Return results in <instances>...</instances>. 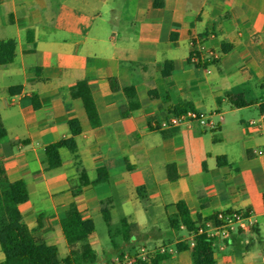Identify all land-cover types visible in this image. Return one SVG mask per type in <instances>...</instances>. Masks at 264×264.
<instances>
[{
    "label": "crops",
    "instance_id": "crops-1",
    "mask_svg": "<svg viewBox=\"0 0 264 264\" xmlns=\"http://www.w3.org/2000/svg\"><path fill=\"white\" fill-rule=\"evenodd\" d=\"M9 39L14 58L0 65L6 132L0 161L9 181L26 184L28 199L18 208L38 240L55 245L57 254L61 250L59 258L66 255L59 220L74 201L81 217L93 223L103 220L106 208L110 223L119 225L124 217L143 232L153 229V236L133 234L127 243L116 228L117 249L108 230L107 248L94 230L88 240L95 264H115L118 251L134 254L140 247L148 263L160 254L156 264H192L190 251L176 248L189 242L188 234L168 228L167 216L181 200L193 218L251 211L258 223L230 242L216 241L214 264H264V115L258 110L264 102V0H0V41ZM193 42L214 52L216 61L190 64ZM222 44L229 47L225 54ZM166 61L171 66L163 76ZM82 79L96 107V127L81 100L70 96ZM127 87H133L138 106L122 115ZM226 93L251 104L233 108ZM180 104H190L216 127L192 122L161 128ZM228 112L249 116L229 125V145L222 151ZM71 118L80 125L76 149L60 148L61 166L49 169L43 148L70 136ZM250 120L255 124L249 126ZM218 156L226 162L219 165ZM100 167L109 180L92 185ZM79 169L89 183L74 197L70 187L78 184ZM163 245L166 251L158 252Z\"/></svg>",
    "mask_w": 264,
    "mask_h": 264
},
{
    "label": "trees",
    "instance_id": "trees-1",
    "mask_svg": "<svg viewBox=\"0 0 264 264\" xmlns=\"http://www.w3.org/2000/svg\"><path fill=\"white\" fill-rule=\"evenodd\" d=\"M15 43L13 40L0 41V65L12 62L14 58ZM229 47L224 44L221 46V54L227 53ZM193 49L189 54L192 55ZM187 61L190 63V59ZM215 60L210 61L211 63ZM209 62V61H208ZM191 64V63H190ZM207 63H203V66ZM200 66L202 64H193ZM171 66L170 61L164 63L162 75L167 76L169 70L166 68ZM112 90H116L114 80H110ZM19 87L10 88V93ZM123 93L127 98V109L122 112V115L128 114L130 110L137 108L136 94L133 87L123 89ZM150 96H157L156 92L150 91ZM72 98H79L82 102L86 116L91 126L96 127L100 124L96 107L94 105L90 88L86 79L77 81L70 90ZM227 103L233 108L245 107L251 104L241 94L226 93L224 95ZM34 98L31 101L34 106ZM217 99V103L220 102ZM187 109L194 110L190 104H180L174 108L173 114L183 112ZM259 113L264 115V102L258 106ZM70 136L62 138L56 142L47 144L43 148L47 166L49 169H58L61 164L59 154L60 148H65L71 151L76 149L75 136L80 133V125L78 120L71 118L67 122ZM212 130V132H215ZM6 132L0 122V139L5 136ZM219 165L226 162L223 156L216 157ZM78 184L75 187H70L71 194L75 197L80 194L81 186L88 184L84 169H79ZM109 176L105 168L97 169L95 180L91 182L92 185L108 182ZM28 199V191L23 180L9 181L2 162L0 161V250L3 253V259L0 264H95L97 255L89 243V235L94 231V223L91 219H83L77 208L76 203L71 202L64 210L59 225L62 235L67 244V253L62 258H57V247L55 245H48L38 240L33 235V230L30 229L23 221L18 206ZM264 205V199H263ZM175 213L167 216L168 228L174 232H179L181 226L187 234H192L193 245L190 246L188 241H182L176 244L178 250L188 249L191 253L192 264H214L213 246L209 238L203 234L196 233V225L200 219L193 218L190 210L184 201L175 203ZM103 221L107 226L108 234L114 248L117 249L115 242L116 234L122 236L124 242L130 243V238L135 234L138 238L146 239L153 236V229L148 231H141L137 224L128 222L126 218L119 219V226L116 231H112L110 223V212L108 209H102ZM133 247V245H132ZM121 256L123 253L118 251ZM164 255L157 254L151 263L136 260L135 264H156Z\"/></svg>",
    "mask_w": 264,
    "mask_h": 264
},
{
    "label": "built area",
    "instance_id": "built-area-1",
    "mask_svg": "<svg viewBox=\"0 0 264 264\" xmlns=\"http://www.w3.org/2000/svg\"><path fill=\"white\" fill-rule=\"evenodd\" d=\"M193 53L189 57L190 63L202 64L206 61H212L217 59V55L211 50L205 49V47L200 45H195L192 43ZM195 122L201 127L214 129L216 123L209 120L207 116L203 113L197 112L195 110L187 109L183 112L171 115L167 120L160 123L161 128L176 127L182 124H188ZM254 121H248V125H254ZM261 220L264 221V211L261 215ZM258 223V219L252 214L251 211L247 210H222L214 213L208 218L202 219L196 225V233L203 234L209 238L212 242V246L215 242L220 243L230 242L232 237L237 233L250 230L253 226ZM183 229V227H180ZM189 236V245H193L192 234ZM166 251L165 246H160L158 252L163 253ZM147 251L145 248L140 247L134 254L123 253L121 256H117L114 259L115 264H135L137 259L142 261L147 260ZM98 264H107L105 262H100Z\"/></svg>",
    "mask_w": 264,
    "mask_h": 264
},
{
    "label": "rangeland",
    "instance_id": "rangeland-1",
    "mask_svg": "<svg viewBox=\"0 0 264 264\" xmlns=\"http://www.w3.org/2000/svg\"><path fill=\"white\" fill-rule=\"evenodd\" d=\"M246 113L247 112H241L240 114L232 115L231 112H228L225 115L226 120L228 122V126L226 127V130H225V139L223 142L218 144V147L222 148V151H225L227 146L229 145V143H228V139L230 138L229 137V132H230L229 125L233 121H237V119L239 120V118H241V117H243L245 119L248 118L249 114L247 115ZM242 125L244 128L248 127L247 123H245V125L244 124H242ZM207 134H209V133H207ZM94 226H95L94 230L96 231V233L103 239V244H104L105 248L110 247V243H109V240L107 237V226L104 223V221L101 218L95 219ZM118 226L119 225L117 224V222L111 223L112 231L116 230V228H118ZM115 241H116V239H115ZM60 255H61V250L59 251V254H57V258H59Z\"/></svg>",
    "mask_w": 264,
    "mask_h": 264
}]
</instances>
